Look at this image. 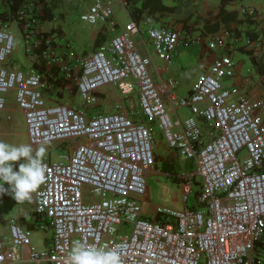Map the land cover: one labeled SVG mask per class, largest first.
<instances>
[{
	"label": "built area",
	"instance_id": "built-area-1",
	"mask_svg": "<svg viewBox=\"0 0 264 264\" xmlns=\"http://www.w3.org/2000/svg\"><path fill=\"white\" fill-rule=\"evenodd\" d=\"M11 2L0 0V110L14 91L31 145L60 141L67 152L55 161L45 157L46 180L33 192L36 225L51 230L49 243L37 248L20 222L8 218V236L0 233V264H65L77 240L115 249L123 264H262L255 250L264 235V95L224 83L236 66L229 47L258 48L259 40L245 35L240 40L227 28L209 35L205 44L215 56L188 93L178 96L176 81L153 80L152 58L138 49L135 36L141 30L130 19L83 58L74 80L84 108L48 104L53 87L47 73L33 65L22 69L11 57L12 22L23 36L25 54L56 67L49 76L72 79L75 54L56 51L43 36L40 0H19L12 13H3L2 6ZM239 10L253 13L249 6ZM79 18L115 28L104 0H92ZM143 25L153 51L166 63L199 41L182 27ZM39 40L46 44L41 51ZM103 86H114L125 98L136 94L139 114L126 110L122 100L112 111H87ZM179 109L187 113L182 117ZM154 123L169 150L193 160L201 178L196 207L157 205L153 214L144 211L139 198L155 165ZM182 186L186 199L190 180Z\"/></svg>",
	"mask_w": 264,
	"mask_h": 264
},
{
	"label": "rangeland",
	"instance_id": "rangeland-1",
	"mask_svg": "<svg viewBox=\"0 0 264 264\" xmlns=\"http://www.w3.org/2000/svg\"><path fill=\"white\" fill-rule=\"evenodd\" d=\"M58 0H54L52 4L54 7L56 6ZM64 1V0H62ZM107 2V0H104ZM213 2V0H210ZM215 1V0H214ZM118 2V3H117ZM114 5L111 4L113 12H118L121 18H124L125 12L121 7V3L117 1ZM167 3H181V0H166ZM108 3V2H107ZM109 4V3H108ZM82 5L79 4L77 8H74L68 14L67 23L69 22L70 26L66 28L67 23L63 24L61 20L59 23L63 25L64 29L66 30L65 38L66 40L70 41L72 47H74L78 52V55H74L76 61L75 68L73 70L72 79L65 83L63 86H54L53 90L50 88V93L52 97H50L51 101H47L48 104L53 103L52 101H58L66 104H71L75 107H83L81 99L77 95L76 89H73V85H75L74 77L79 75L78 68H81V63L83 58L90 53L93 48L95 47L94 40H86L85 38L81 39V36L86 35L89 31L91 25L83 22L79 18V10L81 9ZM196 8H201L200 0H196L194 5ZM59 12L56 13L57 17L60 18ZM171 14H161L156 16H150L146 18L147 24H154L158 25H168V21L173 18L177 20V18L171 17ZM188 15L186 18V26L194 28V24L198 21L199 18L203 16L196 14V15ZM62 16V15H61ZM174 23V21L172 22ZM171 23V24H172ZM47 30L53 26L52 22L47 20L45 22ZM145 25H141V28H144ZM227 29H232V25H227ZM204 28V27H203ZM206 29V28H204ZM52 32H54V37L58 39L62 36V29L60 27L52 28ZM118 30L114 29L113 31L109 30L110 34L116 33ZM199 31V32H198ZM199 34H204L201 29H198ZM12 33L15 36L13 49L11 52V57L16 60L17 65L24 69L26 66H32L33 62L36 61V57L25 54V44L23 40V36L17 28L12 29ZM103 34L105 32H102ZM197 34V33H196ZM198 35V34H197ZM106 36V35H105ZM85 39V40H84ZM66 40H63L65 42ZM150 41V40H147ZM67 43V42H66ZM50 45L52 47L59 46V52L62 51V37L60 40H50ZM150 46V43L148 44ZM81 58V59H80ZM175 58V57H174ZM163 62V61H162ZM175 62V61H174ZM152 65V63H151ZM151 65L148 66L150 69ZM77 70V71H76ZM256 72V71H255ZM184 73V70H180V75ZM49 74H53V71H49L46 75L48 78ZM179 77H175L172 73L169 76H165L163 79L171 78L172 80L176 81L174 91L178 93V96H183L188 93L190 89V75H183ZM54 76V75H53ZM225 84L226 81L224 82ZM52 87V86H51ZM97 93L102 94V98L97 101L93 105L85 106L87 111H112L115 110V105L117 101L122 100L125 104L126 110L132 111V113L139 114V110L137 108V95L132 94L129 95L127 98L121 97L120 94L117 92L114 86H103ZM164 98V97H163ZM165 99V98H164ZM97 104V105H96ZM17 105L14 99V91L9 90L6 98H5V107L4 109L0 110V140H3L7 143L13 145H21V144H31L29 142L28 136L26 134V127L24 123V117L20 112L16 109ZM186 112L185 109H179L178 113L183 117ZM154 141H153V148L155 153V165L154 168L151 169L146 173L145 177V191L143 196H140L139 199H144L143 207L144 211L149 214H153L154 208L157 205L160 206H169L172 208H181L183 205L188 207L192 206L196 203V195L195 191L199 190V182H201V178L199 175L195 174V164L191 159H184L180 156H177L173 151L169 150V148L165 145V141L162 139L161 132L157 125L154 123ZM79 141L85 142L86 138L81 136ZM71 144L72 142H68ZM47 148L46 158L52 161L59 160V155L62 153L67 152V149L64 144L60 141H52L49 143H43ZM41 144L32 145L35 149L39 147ZM23 162V161H20ZM18 163L14 162V170H18ZM190 180L191 183V190L187 194V198H183V184ZM4 187L7 189V183H4ZM3 193H0V200ZM85 191V196H86ZM11 202V200L9 201ZM28 202H23L25 204V208L28 207ZM29 209V208H28ZM6 207L4 204H0V215L2 216V220L0 222V233L3 237H7V225L4 222V218H6ZM15 210H13L14 212ZM31 215V214H28ZM33 219H34V211L32 212ZM30 217V216H29ZM33 220L27 219L23 222L25 225L23 226L28 236L30 238L31 243L36 246L37 248L41 249L47 246L51 238V230L50 229H41L37 225L34 227L32 223ZM21 223V222H20ZM22 224V223H21ZM33 227V228H32ZM131 229L130 226L127 227L126 232H129ZM264 259V254L262 255ZM260 256V259L261 257Z\"/></svg>",
	"mask_w": 264,
	"mask_h": 264
},
{
	"label": "crops",
	"instance_id": "crops-1",
	"mask_svg": "<svg viewBox=\"0 0 264 264\" xmlns=\"http://www.w3.org/2000/svg\"><path fill=\"white\" fill-rule=\"evenodd\" d=\"M117 1L121 3V7L123 8L125 12V17L121 18L115 11L113 12V20L115 22L114 24V29L119 30L121 29L125 23L130 20V16L128 13V9L123 5V0H107L109 5L111 6L114 5ZM199 1V0H198ZM14 2V3H13ZM92 0H58L56 6H52V17L49 18H44L43 22L40 24V29L43 30L44 32L48 33L47 37L49 40H60L62 37V53H66V50H70L71 52H74L75 55H78V51L71 46L70 41L64 39L66 35V30L64 29L63 25L59 23V20H61L65 26L67 23L68 19V14L73 11L74 8H77L79 4L82 5L81 9L79 10V14L84 12L88 6L91 4ZM165 3L166 0H164ZM201 2V8H196L194 7L196 0H181V3H172L176 5V10L172 13H170L171 17L177 18L173 20V18L170 19V22L168 21V25L175 26V27H182L185 28L189 31V33L193 36L197 35L199 36V41L196 43H193L189 45L188 47H182L178 50L177 54H175V58H173L170 62H162L155 52L153 51L152 45L145 34L144 28H141V25H143L146 22V19L138 23L140 27V34L135 36V40L137 43V47L140 50V52L144 55H149L152 58V65L149 69L150 74L152 75L153 80L157 85L160 84L161 81H163V78L165 76H169L170 74H174L175 77H179L180 75V70H184V73L180 76L183 75H190V84L192 85L193 81L197 77L198 74L201 72L205 71L208 69V66L212 60V58L215 56L216 51L210 50L207 48L205 42L207 40V37L211 35L214 32H218L222 29H226L227 25H232L233 27L235 25H241L242 28L245 27V23L240 22L237 24V22L230 21L226 25L222 21L219 23L218 28L216 30H210L206 27V14L208 10H213L218 8L221 5V0H200ZM41 3V2H40ZM54 3V0H46V6L49 7ZM118 3V2H117ZM19 4V0H12L10 5H3L2 10L4 11L3 13H12L15 8H17ZM169 4V3H167ZM41 6V5H40ZM241 6H249L253 8L256 12V19H262L264 18V0H230L224 4V8L227 11H235L237 13L238 18L242 17V14L240 13V7ZM14 7V8H12ZM42 8V7H41ZM112 8V6H111ZM44 11V10H43ZM59 12L60 18L57 17L56 13ZM113 11V9H112ZM196 15L199 14L203 16L202 18H199L198 21L195 22L194 28L192 27H183L182 26V19H187L186 17L188 15ZM192 15V16H193ZM49 20L52 22V27L50 30H47L45 22ZM174 21V23H172ZM187 22V21H186ZM172 23V24H171ZM189 23V22H187ZM214 23V21H212ZM210 23H207V25ZM160 25V24H159ZM70 26L69 22L66 25V28ZM89 31L86 33V35L81 36V39L85 38L86 40H95L99 30L101 32H105L106 34V41L109 40V38L113 35L109 33V28L105 24H95L91 25ZM165 26V25H162ZM17 28L19 30L18 25L15 24V21L12 22L11 25V30L13 28ZM60 27L62 29V36L58 39L57 37H54V32L51 31L52 28ZM206 29H204V28ZM260 27V24L258 25V28ZM198 29H201L204 34H199ZM229 29V28H228ZM230 30V29H229ZM20 31V30H19ZM198 31V32H197ZM197 33V34H196ZM240 40H244V32L241 31L239 33ZM260 37V38H259ZM258 38L254 40H259V47L258 49L260 52L264 50V38H262V34L259 35ZM84 39V40H85ZM63 40H66L63 42ZM201 40V41H200ZM204 41V42H203ZM67 42V43H66ZM150 43V46L148 45ZM242 43V42H240ZM243 44V43H242ZM234 45V44H233ZM255 45V43H254ZM253 46V45H252ZM256 46V45H255ZM254 47V46H253ZM56 51L60 50L59 46L53 47ZM230 48V53L233 55V57L236 60V66H235V73L234 76L231 79L226 80L227 85L229 84H238L244 88H247L251 91L253 94H260L264 95V87L261 84V76L257 74L249 60V57L247 54L242 53L241 51L235 49V47L231 46ZM59 52V51H58ZM81 59V58H80ZM175 61V62H174ZM176 77V78H177ZM169 78V77H168ZM180 78V77H179ZM165 80V79H164ZM190 85V87H191ZM174 89V88H173ZM189 91V90H188ZM175 92V91H174ZM177 95L178 93L175 92ZM17 111L21 113V111L16 107ZM187 111L184 113L186 114ZM23 115V114H22ZM163 139V138H162ZM166 145V143H165ZM8 188V185H7ZM11 200V202H9ZM28 202V201H24ZM0 204H4L6 207V218H4V222L7 221L8 218H16L22 226L25 225L23 222L24 220L30 219L33 220V215L32 212L34 211V203H33V193H32V198L29 201L28 207L25 208V204L16 202L15 199L12 197L10 192H4L2 194ZM183 205L182 207H184ZM29 208V209H28ZM13 210H15L13 212ZM31 214V215H28ZM1 216V215H0ZM30 216V217H29ZM2 220V216L0 217V222ZM7 225V223H6ZM36 224H34V227ZM33 228V227H32ZM256 254L258 255V258L260 259V256L264 254V235L262 238L257 242L256 244ZM260 261L262 264H264V259L263 256L261 257ZM19 264H31L28 263L27 261H22ZM38 264H47L46 262H41Z\"/></svg>",
	"mask_w": 264,
	"mask_h": 264
},
{
	"label": "clouds",
	"instance_id": "clouds-1",
	"mask_svg": "<svg viewBox=\"0 0 264 264\" xmlns=\"http://www.w3.org/2000/svg\"><path fill=\"white\" fill-rule=\"evenodd\" d=\"M46 153L43 143L34 149L31 144L17 146L0 140V193L10 192L19 203L30 201L32 193L46 180ZM14 162H19L18 170H14ZM65 264H123V261L115 249L77 240L69 249Z\"/></svg>",
	"mask_w": 264,
	"mask_h": 264
},
{
	"label": "trees",
	"instance_id": "trees-1",
	"mask_svg": "<svg viewBox=\"0 0 264 264\" xmlns=\"http://www.w3.org/2000/svg\"><path fill=\"white\" fill-rule=\"evenodd\" d=\"M230 0H221V5L213 10H208L206 14V27L210 30H216L218 28L219 23L222 21L226 25L230 23V21H234L240 23H245V27L242 28L241 25H235L230 31H233V33H236L239 35L241 31L244 32L245 36H247L250 40H254L259 37L260 34H262V38H264V18L257 20L256 19V12L253 9V13L248 14L247 12L241 13L242 17L238 18L237 13L235 11H227L224 8V4ZM40 5L42 9L44 10V14L42 15V19L44 18H51L52 17V6L47 7L46 6V0H40ZM14 3V2H13ZM123 5L128 9V13L131 19L136 21L137 23H140L147 17H152L156 15L161 14H170L176 10L175 4H167L164 2V0H123ZM14 8V7H12ZM182 26L186 27V19H182ZM214 21V23H212ZM207 23H210L207 25ZM260 24V27L258 28V25ZM152 25V24H149ZM154 25V24H153ZM162 25V24H160ZM43 36H47L48 33L42 32ZM106 34L102 33L100 30L94 40L95 47H97L100 43L106 41ZM260 38V37H259ZM40 41V48L38 51H41L46 46L44 40ZM95 47L93 49H95ZM235 49L241 51L242 53H245L248 55L249 60L256 71L257 74H259L261 78V84L264 87V50L260 52L258 48L255 46H250L247 44H239L234 46ZM33 66L41 73H48L49 71H53V75L56 74V67L54 66H47L43 62L34 61ZM80 69L78 68V73H80ZM77 71V70H76ZM78 77V76H77ZM48 84H50L52 87L54 86H63L65 83H67L69 80H66L63 76L62 77H53L48 76ZM76 83L77 78L75 81V85H73V89H76ZM98 100L102 98L101 93H97ZM99 102V101H98ZM96 102L97 104H99ZM96 104V105H97ZM201 182H199L200 184ZM200 191H195V195ZM190 207H196V204L194 203ZM34 219L32 221L33 224H36L37 219L39 218V215L34 212Z\"/></svg>",
	"mask_w": 264,
	"mask_h": 264
}]
</instances>
